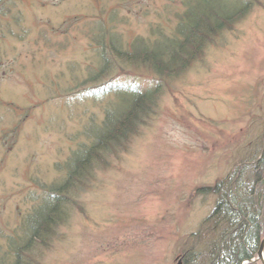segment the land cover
Masks as SVG:
<instances>
[{
  "label": "rangeland",
  "instance_id": "374dc122",
  "mask_svg": "<svg viewBox=\"0 0 264 264\" xmlns=\"http://www.w3.org/2000/svg\"><path fill=\"white\" fill-rule=\"evenodd\" d=\"M250 1L248 13L190 68L163 79L115 57L107 43L116 37L129 49L162 42L185 0H7L0 35V264L15 259L7 238L22 234L40 196L62 182L73 151L91 144L87 124L120 106L113 86L157 84L154 112L124 147L81 169L67 219L20 263L184 264L190 235L214 209L212 188L262 148L264 0ZM101 28L108 32L102 50L109 70L91 80ZM96 89L103 90L98 100Z\"/></svg>",
  "mask_w": 264,
  "mask_h": 264
},
{
  "label": "trees",
  "instance_id": "16d2710c",
  "mask_svg": "<svg viewBox=\"0 0 264 264\" xmlns=\"http://www.w3.org/2000/svg\"><path fill=\"white\" fill-rule=\"evenodd\" d=\"M240 1L236 5L229 0H185L186 10L178 15L177 27L171 36L162 34V42L152 45L140 42L124 49L117 38L112 37L107 44L115 57L146 66L163 79L178 76L202 57L205 46L211 44L222 30L230 29L248 13L252 1ZM9 11L7 0H0V35L1 18ZM100 30L101 33L94 37L100 51V63L91 80L109 70V61L102 50L108 32ZM113 88L121 98L120 106L106 107L100 122L87 124L86 135L91 144H81L73 151L62 182L49 185L40 196L38 204L23 220L22 234L7 238V251L15 259L6 264H21V257L33 253L55 235L54 229L67 219L70 195L78 188L73 187V182L76 177L75 183L84 177L81 169L86 171L90 162L94 164L98 158L124 147L154 112L162 89L158 84L147 90L130 85ZM102 92L100 89L94 92L97 100V94ZM262 142L256 159L235 166L228 178L212 188L217 196L214 209L190 235L194 243L182 254L184 264H243L257 256L264 237V140Z\"/></svg>",
  "mask_w": 264,
  "mask_h": 264
},
{
  "label": "water",
  "instance_id": "95a60500",
  "mask_svg": "<svg viewBox=\"0 0 264 264\" xmlns=\"http://www.w3.org/2000/svg\"><path fill=\"white\" fill-rule=\"evenodd\" d=\"M261 262V264H264V237L260 243V246L258 248L257 256L255 259L250 260V262Z\"/></svg>",
  "mask_w": 264,
  "mask_h": 264
}]
</instances>
